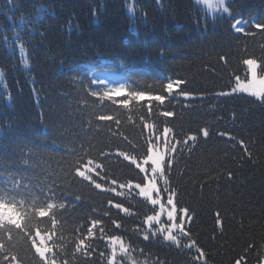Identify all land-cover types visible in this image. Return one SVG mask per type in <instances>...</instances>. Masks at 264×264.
Masks as SVG:
<instances>
[{"label":"trees","instance_id":"16d2710c","mask_svg":"<svg viewBox=\"0 0 264 264\" xmlns=\"http://www.w3.org/2000/svg\"><path fill=\"white\" fill-rule=\"evenodd\" d=\"M126 4L0 0V196L23 201L29 213L33 204L66 206L52 210L54 228L47 216L32 221L51 236L49 258L59 264H108V236L120 237L127 248H117V264L263 263L264 99L221 93L237 76H248L244 60L264 66V29L255 27L264 24V0H231L230 16L218 17L207 16L194 0H139L133 18ZM237 20L247 22L245 33L235 32ZM93 71L116 75L124 93L144 92L145 99L128 107L101 100L104 86L95 83ZM169 79L185 84L163 106L149 102L165 94ZM124 93L117 99H127ZM165 127L177 143L166 160L167 185L191 217L179 244L149 232L145 217L156 208L119 187L144 183L120 153L141 161L148 140L156 144ZM89 161L96 182L123 195L76 176L74 168ZM93 220L100 222L95 236L85 239ZM19 222L24 227L28 217ZM9 231L11 239L0 232V264H45L32 246L35 229ZM81 239L87 254L76 248Z\"/></svg>","mask_w":264,"mask_h":264},{"label":"snow or ice","instance_id":"6c2138e0","mask_svg":"<svg viewBox=\"0 0 264 264\" xmlns=\"http://www.w3.org/2000/svg\"><path fill=\"white\" fill-rule=\"evenodd\" d=\"M201 3H203L207 8H211L213 11H219V12H228L229 9L225 4V0H200ZM131 10V9H130ZM242 22L237 20L236 24L240 25ZM244 26L235 27L236 31L239 33H245V26H247V22H243ZM256 28H262L264 29V24H256ZM21 48V56L23 58L24 66L28 67V61L26 58V53L24 52L23 45L20 46ZM221 59H224L223 57ZM245 65H247V71L250 74V78H248L246 81L241 80L239 76L235 78L236 85L232 89L233 92L236 91H243L251 93L254 96L260 97L264 99V74L259 75L257 73L258 67L261 68V72L264 73V66L258 65V62L256 59H246L243 61ZM3 76V73L0 72V77ZM98 79V78H97ZM101 84L104 85V90L102 92V95H100V99H107L109 101H112L114 103H118L119 105L123 107H128L132 100H135L137 102H140L145 99V93L140 91H127L124 93L125 85L120 84L118 87H110L108 83L104 81H100ZM185 81L183 80H177L172 81L169 79V82L166 85H162V89L165 94H157L151 97H148L147 99L149 102L151 100H155L158 102L161 106L165 104V102L168 100L169 96H172L176 88H179L180 86L184 85ZM124 93L128 97L127 99H117V97H120L121 94ZM93 96L98 95L97 92H92ZM180 95L188 97L190 94L181 91ZM221 95H227V93H221ZM149 111H151V105L149 103ZM162 115L166 117H172L174 113L172 112H162ZM100 120H111L112 117L109 116H100ZM148 127H151L149 125ZM202 135L204 137H207L209 135V132L207 129H202ZM171 132V129L165 127L163 129L162 135L165 137V146H167V135ZM221 135H224L221 133ZM159 140V137L156 138ZM188 140H196V136H189ZM188 141L185 140L184 143H187ZM241 143H243L241 141ZM155 142L151 139L147 142V148L146 152L148 153L146 157L143 160V163H137L135 160L132 161V163L135 165V167L139 170L141 173V178L144 181L143 185L141 184H133L131 181L128 182L127 185H119L121 189H136L138 190V194L142 197H145L151 205L158 206L159 210L155 212L153 215H148L145 217V224L147 225L148 229H151L152 222L156 221L159 222L162 215L167 212L168 219L172 221L171 225L169 227H165L164 225L160 226V231L166 232V235H164L165 240L172 241L176 244H179V240L175 235L172 234V229H178L181 232H184V220L182 219L179 224L175 223V214H176V207L173 203V196L174 193H169L167 197V204L168 207L166 208L164 203L161 202V200L158 198L160 189L157 187L155 183V179L157 176L164 177V168L162 167V164L165 162V152L160 151H154ZM168 152H175V147H172L171 149H167ZM121 156H124L125 159H129L127 157V154L120 153ZM150 162V163H149ZM92 161H89L88 164H91ZM168 166H171V159L167 161ZM88 164L81 165L79 167L74 168V173L76 176L83 178L84 180L90 181L92 184L95 185L96 188L102 189L104 191H111L117 194V196L123 195V192H117L116 187H112L109 189H104L103 186L99 183H96L95 180H93L92 175L89 173L95 172V168H89ZM98 175V173H97ZM112 184L115 185L116 181H112ZM165 184H167V179L165 178ZM153 193L156 194V198H154ZM78 200L79 198L76 197ZM112 206L122 211L125 214L131 215L130 210L128 208H124L122 204L115 203L113 204L112 201H109ZM23 204V201H15L14 199H9L7 197L0 196V232H7L9 239H11V232L9 231V228L11 226H14L17 229H20L21 231H31L35 229V236L40 237L39 243L33 238V247L36 248V252L40 255V257L45 261V264H55V261H49L45 255L46 252L51 251L45 244L46 239H51L50 235L41 236V233L38 228H36L35 224L32 223V221L35 219V217L38 215L40 217L47 216L50 220L51 225L53 228L56 224L55 216L52 215V210L59 207V208H65L66 206L64 204H54V203H47L46 207L44 206H36L35 204L32 205V211L29 213L27 210H22L20 205ZM181 212L184 214V216L188 215L187 209H181ZM28 217V223L22 227L20 224V218L22 216ZM190 219V217H189ZM99 221L93 220L91 221V227L88 228V236L85 239L92 238L95 236V233L93 232V228L98 227ZM113 224L116 226V228H119L120 225L118 222L113 221ZM101 236H103V228H99ZM184 235L187 236L188 233L184 232ZM145 239H148V234L145 233L144 236ZM85 239L79 240V243L76 245V248L78 251L83 250L85 254H87V245H85ZM107 241L111 247V257L108 258V264H117L116 262V256H117V248L119 249L120 253H126L127 248L125 244L123 243L122 239L120 237L116 236H108ZM195 244V241L192 242ZM4 249V245L0 244V250ZM7 259V257H5ZM15 259V257H13Z\"/></svg>","mask_w":264,"mask_h":264},{"label":"rangeland","instance_id":"374dc122","mask_svg":"<svg viewBox=\"0 0 264 264\" xmlns=\"http://www.w3.org/2000/svg\"><path fill=\"white\" fill-rule=\"evenodd\" d=\"M138 1L139 0H127L126 8H127V11H128V13H129V15H130L131 18H133L135 16V13H136V4H137ZM156 1L159 4L162 2V0H156ZM194 1H195L196 4H198L206 12L207 16H210V17H218V16H225V15L226 16H230V14H231V11H230V8H229V3H230L231 0H225V4H226V6L229 9L228 12L213 11L211 8H207L203 3H201L200 0H194ZM235 26L236 27H240V26H242V24H240V25H237L236 24ZM132 29L135 30V27H132ZM19 52H20V55H21V48L20 47H19ZM24 52H25V49H24ZM21 58H22V56H21ZM26 58H27V54H26ZM27 61H28V59H27ZM258 65H260L259 62H258ZM22 67L24 69H27V68L30 67V64L29 63H28V67L27 68L24 66L23 58H22ZM246 68H247V65H246ZM257 73H258V76L264 74V73L261 72L260 67H258ZM92 77L94 78V80L96 81L97 84L103 85V84L100 83V81H104V82L108 83V85L110 87H118L119 86V80L116 79L111 74H93ZM240 78H241V80H245L246 81L248 78H250V74L248 73V76L246 78L245 77H240ZM235 85H236V83H235ZM235 85H234V87H235ZM232 89L229 90V91L224 92V93H227V95H225V96H230V95H235V94H244V95H247V96L254 97V98H257V99L262 100V98L257 97V96H254L251 93L243 92V91L233 92ZM184 98L185 99H191V98H194V96L189 95L188 97H185L184 96ZM158 137H159V140H157V142L155 144L156 146L154 147L153 150L154 151L165 152V162L162 164V167L164 168V177L162 178L160 176H157L156 179H155V183H156L157 187L160 189V193H159V197L158 198L161 200L162 203H164L165 207L167 208L168 207L167 197H168V194L171 191H170L168 185L165 184V178L167 179V174H166L165 166H166V160H167L168 156L173 155L174 152H168V151H166V148L167 149H171L172 147H175V150H176L177 143H176V141L173 140V137H172V133L171 132L167 135V146H165V137L162 134L159 135ZM127 157H129V159H126V160H128L131 163H132L133 160H135L137 163H141L142 164L143 163V160H144V159H142L141 161H139V160H137V159H135L133 157H130V156H127ZM92 164H93V162L91 164H88V167L89 168H94V167H92ZM97 173L98 172L95 170V172H91L89 174L92 175V177H93V175H97ZM93 180H95L94 177H93ZM95 182H96V180H95ZM132 183L133 184H141V185H143V183H138V182H132ZM133 190L136 191V192H138V190H136V189H133ZM153 196H154V198H156V194L155 193H153ZM140 197L143 198V199H145V200H147L145 197H142V196H140ZM173 203L175 204V207H176L175 223L179 224L181 222V220L183 219L184 220V232H187V227L190 225L191 217L189 216V214L187 216H184V214L181 212V209H179L177 207V205L175 203V197L174 196H173ZM154 207L156 208V211L159 210L158 206H154ZM189 217H190V219H189ZM171 223H172V221H170L168 219L167 212H165V214L161 216L159 222H156V221H153L152 222L151 229H148L147 225H146V227L149 230V232H151L153 235H155V236H161L164 239V235H166V232L160 231L159 230L160 229V226L161 225H164L167 228V227H169L171 225ZM184 232H181L178 229H172V234L177 237V239L179 240V242L181 241V237L184 235ZM46 235H49V234L41 233V236H46ZM33 238H35V240L39 243L40 237L34 236ZM48 240L49 239H46L45 240V244L49 248V246H48ZM165 241L174 243V242L169 241V240H165ZM174 244H176V243H174ZM49 253H50V251H48V252L45 253L47 259L49 261H54L53 259H50L49 258ZM55 264H59V263H56V261H55ZM261 264H264V261Z\"/></svg>","mask_w":264,"mask_h":264}]
</instances>
